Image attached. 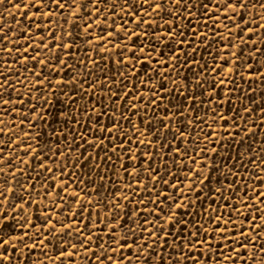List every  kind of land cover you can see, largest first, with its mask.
<instances>
[{"label": "snow or ice", "instance_id": "6c2138e0", "mask_svg": "<svg viewBox=\"0 0 264 264\" xmlns=\"http://www.w3.org/2000/svg\"><path fill=\"white\" fill-rule=\"evenodd\" d=\"M0 7V264H264V0Z\"/></svg>", "mask_w": 264, "mask_h": 264}, {"label": "rangeland", "instance_id": "374dc122", "mask_svg": "<svg viewBox=\"0 0 264 264\" xmlns=\"http://www.w3.org/2000/svg\"><path fill=\"white\" fill-rule=\"evenodd\" d=\"M0 12H2L4 16H8L10 18V13L9 12H3L2 7H0ZM15 12H16V9L11 8V13H15ZM57 107H59V105H57ZM77 264H80L79 260L77 261Z\"/></svg>", "mask_w": 264, "mask_h": 264}]
</instances>
